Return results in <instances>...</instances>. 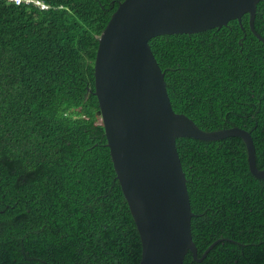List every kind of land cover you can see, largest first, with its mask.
Returning a JSON list of instances; mask_svg holds the SVG:
<instances>
[{"label": "trees", "instance_id": "16d2710c", "mask_svg": "<svg viewBox=\"0 0 264 264\" xmlns=\"http://www.w3.org/2000/svg\"><path fill=\"white\" fill-rule=\"evenodd\" d=\"M0 0V264H137V230L93 88L97 35L119 0ZM253 29L264 39V4ZM148 44L174 111L248 131L264 167V44L247 14ZM200 260L264 264V178L244 142L178 137Z\"/></svg>", "mask_w": 264, "mask_h": 264}, {"label": "water", "instance_id": "95a60500", "mask_svg": "<svg viewBox=\"0 0 264 264\" xmlns=\"http://www.w3.org/2000/svg\"><path fill=\"white\" fill-rule=\"evenodd\" d=\"M264 0H119L97 35L92 62L97 113L115 177L139 237L137 264H184L196 255L191 238L189 198L177 136L216 139L236 136L245 144L248 168L264 178L255 162L253 140L243 128H200L171 107L163 72L148 41L160 33H189L218 27L247 14L252 35L254 10Z\"/></svg>", "mask_w": 264, "mask_h": 264}, {"label": "built area", "instance_id": "2783aa9c", "mask_svg": "<svg viewBox=\"0 0 264 264\" xmlns=\"http://www.w3.org/2000/svg\"><path fill=\"white\" fill-rule=\"evenodd\" d=\"M13 2H18V1H20V0H12ZM23 1H33V3H35V4H38V5H40V6H43V7H45L46 6V4H44L42 1H40V0H23Z\"/></svg>", "mask_w": 264, "mask_h": 264}, {"label": "clouds", "instance_id": "9594fccd", "mask_svg": "<svg viewBox=\"0 0 264 264\" xmlns=\"http://www.w3.org/2000/svg\"><path fill=\"white\" fill-rule=\"evenodd\" d=\"M30 2H32V3H33V1H30Z\"/></svg>", "mask_w": 264, "mask_h": 264}]
</instances>
